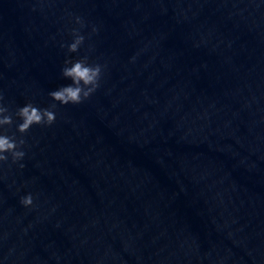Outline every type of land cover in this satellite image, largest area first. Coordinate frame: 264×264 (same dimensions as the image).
I'll return each mask as SVG.
<instances>
[{
	"label": "clouds",
	"instance_id": "obj_1",
	"mask_svg": "<svg viewBox=\"0 0 264 264\" xmlns=\"http://www.w3.org/2000/svg\"><path fill=\"white\" fill-rule=\"evenodd\" d=\"M75 22L81 27L84 26V21L81 17H76ZM97 31L96 27L92 28L93 33ZM72 35L74 37L73 42L67 45V48L68 52L75 53L84 43L85 36L80 34L78 29H73ZM61 47H64V45H61ZM102 71L103 66L100 64H89L87 56L75 61L66 60L65 67L62 69V76L71 80V84L51 91L49 96L60 105L80 104L89 99L99 88ZM0 101H3L2 95H0ZM55 108L56 103L44 109L34 106L32 103L20 107L15 113L22 121L17 125L18 132L25 134L33 125L50 127L56 121ZM6 113H8V108L0 103V127L13 124L12 115H6ZM24 145L25 140L23 138L17 140L15 137L0 134V165L9 160V156L6 153L10 154L12 163L23 160L26 155L22 150ZM19 167L23 168L24 164H19ZM20 202L25 207H31L33 205V196L28 194L22 197Z\"/></svg>",
	"mask_w": 264,
	"mask_h": 264
}]
</instances>
